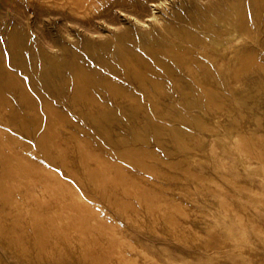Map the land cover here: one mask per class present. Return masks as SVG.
Wrapping results in <instances>:
<instances>
[{"label": "rangeland", "instance_id": "374dc122", "mask_svg": "<svg viewBox=\"0 0 264 264\" xmlns=\"http://www.w3.org/2000/svg\"><path fill=\"white\" fill-rule=\"evenodd\" d=\"M158 1L0 0V264H264V0Z\"/></svg>", "mask_w": 264, "mask_h": 264}, {"label": "bare ground", "instance_id": "6f19581e", "mask_svg": "<svg viewBox=\"0 0 264 264\" xmlns=\"http://www.w3.org/2000/svg\"><path fill=\"white\" fill-rule=\"evenodd\" d=\"M156 1V0H155ZM149 2V1H148ZM162 2H164V0H159L158 2H152V5H156L157 3H162ZM147 16V15H146ZM131 17H133L135 20H138L137 18H136V16H131ZM148 18V20H152V19H154L155 17H157V14H156V10H155V8H153L152 9V12L147 16ZM141 22V21H140ZM217 27V26H216ZM245 34V33H244ZM199 35V34H198ZM209 36V35H208ZM202 37V36H201ZM253 43V42H252ZM256 44V43H255ZM253 73V72H252ZM249 151V150H248ZM252 152V151H251Z\"/></svg>", "mask_w": 264, "mask_h": 264}]
</instances>
